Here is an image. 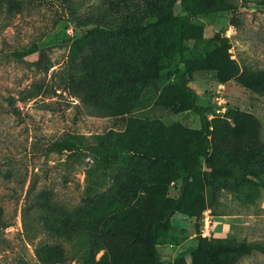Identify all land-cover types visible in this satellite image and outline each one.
<instances>
[{"label": "rangeland", "instance_id": "374dc122", "mask_svg": "<svg viewBox=\"0 0 264 264\" xmlns=\"http://www.w3.org/2000/svg\"><path fill=\"white\" fill-rule=\"evenodd\" d=\"M194 7L205 13L187 42L189 83L211 134L190 209L160 231L161 261L264 264V0ZM179 11L177 0H0V264L147 263V226L182 188L151 156L184 164L181 145L200 127L168 64L173 25L84 39L71 54L95 26ZM99 144L132 152L100 166L80 148Z\"/></svg>", "mask_w": 264, "mask_h": 264}, {"label": "trees", "instance_id": "16d2710c", "mask_svg": "<svg viewBox=\"0 0 264 264\" xmlns=\"http://www.w3.org/2000/svg\"><path fill=\"white\" fill-rule=\"evenodd\" d=\"M180 6L178 13L163 12L156 18L147 21L145 24L136 27H120L107 28L102 26H95L90 29L84 37L77 40L72 50V56L77 57V52L83 46V40H93L101 37L107 38L114 35H132L144 31L149 27H155L162 22H171L173 25L174 43L176 45L175 53L168 58L169 67H173L174 74L177 76L176 80V94L179 98V105L181 110L190 111L196 114L200 119V127L191 130L190 134L183 141L180 153L184 164L181 163L175 156L169 157L167 155H152V159L162 162L166 167L174 172L176 178L182 180L181 194L178 198L165 203L157 209L155 216L150 220L146 234L143 237L145 245V259L146 264H162L159 241L160 231L165 228L171 221L172 217L178 213L187 212L191 205L187 201L191 196L190 188L197 176L200 175L203 168V152L202 145L209 138L211 134V124L208 119L207 109L199 104L196 90L189 83V73L191 71V62L187 58L189 46L187 42L195 33V25L193 19L205 11L198 10L194 7L196 0H177ZM245 115L238 114L235 116L237 122L236 126L232 128L234 138L241 142L242 136L246 132V125L244 121ZM84 147V148H83ZM85 150L91 151L94 159L104 166L106 164L114 163L120 159H126L128 152L131 149H118L107 147L102 144L97 146L83 145L80 146ZM127 153V154H126ZM205 209V205H201V212ZM0 226H8L4 223L3 209L0 207Z\"/></svg>", "mask_w": 264, "mask_h": 264}, {"label": "built area", "instance_id": "2783aa9c", "mask_svg": "<svg viewBox=\"0 0 264 264\" xmlns=\"http://www.w3.org/2000/svg\"><path fill=\"white\" fill-rule=\"evenodd\" d=\"M208 218H209L208 216L205 217V221H206V225H207V226H209ZM207 226H206V227H207Z\"/></svg>", "mask_w": 264, "mask_h": 264}]
</instances>
